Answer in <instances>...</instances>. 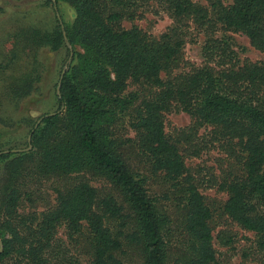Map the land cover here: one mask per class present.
<instances>
[{"label":"trees","instance_id":"trees-1","mask_svg":"<svg viewBox=\"0 0 264 264\" xmlns=\"http://www.w3.org/2000/svg\"><path fill=\"white\" fill-rule=\"evenodd\" d=\"M47 1L56 25L25 29L29 68L13 76L6 96L16 106L36 91L41 48L65 51L67 68L58 74L54 115L15 120L23 124L24 151L12 152L17 146L0 128V264H81L61 230L71 244H84L90 264H126L125 247L141 264H219L204 186L226 194L222 214L254 234V248L264 253V61L240 59L230 36L244 35L264 56V0ZM58 2L74 9L70 25L59 19ZM150 5L172 20L159 37L135 24ZM191 31L204 36L200 65L184 58ZM10 53L0 68L18 59ZM171 112L190 118L173 136L165 131ZM211 150L232 167L221 180L212 173L196 179L187 159ZM132 157L143 166L133 167ZM140 170L167 186L164 198L182 212L175 229ZM80 173L110 191L101 195L76 178L55 190L54 205L20 210L36 180Z\"/></svg>","mask_w":264,"mask_h":264},{"label":"rangeland","instance_id":"rangeland-1","mask_svg":"<svg viewBox=\"0 0 264 264\" xmlns=\"http://www.w3.org/2000/svg\"><path fill=\"white\" fill-rule=\"evenodd\" d=\"M196 1L201 5L208 6L206 0ZM221 1L224 5L230 3V0ZM56 9L59 19L64 24L70 25L75 15L74 9L63 2H58ZM155 11L156 7L150 5L145 10L144 18L136 20L135 24L154 37H159L171 26L172 20L165 13L161 11L156 13ZM54 25H56L55 12L52 4L48 3L47 0H0V63L5 64L10 59V51L13 48L19 54L18 59L11 63L12 66L9 69L0 68V128L5 129L4 131L10 136L11 145L17 146L13 150H23L25 148L24 142L26 141L25 131L22 129L23 124L15 123V120L23 118V116L37 119L40 115L53 113L56 109L55 94L58 74L67 68L63 64L65 51L62 49L50 51L46 48H41L39 50L37 59L41 64L40 77L39 81L35 83L36 91L32 92L31 96L16 106L6 96L10 85L13 83V76L20 77L29 68V49L32 44L28 42L29 36L27 37L28 32L25 29L30 27L50 30ZM124 25L126 27L130 26L128 22H124ZM15 36L17 39H15ZM230 36L235 43L234 48L238 52L240 59L264 61V56L250 47L244 35L230 33ZM29 40L32 42L30 37ZM203 41L204 36L202 34L196 33V31L189 33L184 46V58L186 61L194 65L201 64L200 52ZM23 50L26 53H23ZM77 50L79 49L77 48ZM189 123L190 118L184 113H168L165 116V131L168 135L173 136L178 129L189 125ZM202 132L200 130V134ZM132 162V166L136 167V169L143 166V164L139 165V160L133 159V157ZM186 163L196 179L206 173H212L221 180L224 177L222 174L227 172V175L230 167H232L226 155L217 150L204 151L198 158L187 159ZM141 172L148 177L149 193L152 197L158 199V206L168 213L172 220V227L175 229L182 222V212L174 207L171 200L164 198V195L167 194V186L159 178L153 177L145 170ZM76 178L87 180L101 195L110 191L109 185L104 180L87 173L61 178L40 179L28 186L31 200L25 199L20 210L25 213L32 210L42 211L54 205L55 190L66 189ZM200 192L213 211L211 224L218 263L259 264L260 261H264V253H257L254 248V234L241 230L222 214L221 206L226 200V194L215 188H207L205 186L200 187ZM60 237L66 243L71 254L76 256L81 264H90V258L86 250L83 249L84 244L82 242L71 244L66 240L62 230L60 231ZM228 237L233 238L232 242L227 243ZM122 258L126 264H141L140 256L136 250L130 247L124 248Z\"/></svg>","mask_w":264,"mask_h":264},{"label":"water","instance_id":"water-1","mask_svg":"<svg viewBox=\"0 0 264 264\" xmlns=\"http://www.w3.org/2000/svg\"><path fill=\"white\" fill-rule=\"evenodd\" d=\"M71 56H72V53L70 54V57H69V60H68V61H70ZM64 71H65V70L62 71V74L64 73ZM59 88H60V83H59L58 86H57V94H59ZM49 115H54V113H51V114H49ZM30 139H31V136H28V137H27V142H28V144H29L28 149L31 148V146H30ZM19 151H24V150H12V152H19ZM0 245H1V242H0Z\"/></svg>","mask_w":264,"mask_h":264}]
</instances>
